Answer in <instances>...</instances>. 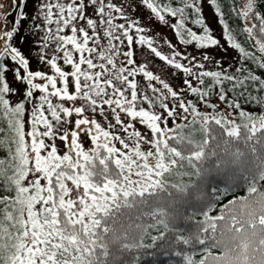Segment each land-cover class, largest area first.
I'll return each instance as SVG.
<instances>
[{
  "label": "snow or ice",
  "instance_id": "6c2138e0",
  "mask_svg": "<svg viewBox=\"0 0 264 264\" xmlns=\"http://www.w3.org/2000/svg\"><path fill=\"white\" fill-rule=\"evenodd\" d=\"M0 264H264V0L0 2Z\"/></svg>",
  "mask_w": 264,
  "mask_h": 264
},
{
  "label": "trees",
  "instance_id": "16d2710c",
  "mask_svg": "<svg viewBox=\"0 0 264 264\" xmlns=\"http://www.w3.org/2000/svg\"><path fill=\"white\" fill-rule=\"evenodd\" d=\"M205 15L207 16V15H209L210 17H211V11L210 10H208V9H206L205 10ZM213 26V29H214V31H219V26L218 25H212ZM229 51H231V50H229ZM227 54V53H226ZM235 53L233 52V55H234ZM229 58V59H228ZM231 59V57L227 54V60H230ZM232 194H234V195H237V196H240V195H243V191L242 190H240V191H237V190H234V192L232 193ZM227 198H230V196L229 197H225V199H227ZM216 211V209H214L213 210V212H215Z\"/></svg>",
  "mask_w": 264,
  "mask_h": 264
},
{
  "label": "rangeland",
  "instance_id": "374dc122",
  "mask_svg": "<svg viewBox=\"0 0 264 264\" xmlns=\"http://www.w3.org/2000/svg\"><path fill=\"white\" fill-rule=\"evenodd\" d=\"M0 2H5V0H0ZM206 17H207L209 20H211V17H210L209 15H207ZM162 35H168V32L165 31V33H162ZM222 58L225 59V60H227V54L224 53V54L222 55ZM228 59H229V58H228ZM152 63H153V64H156V65L158 66L159 61H152Z\"/></svg>",
  "mask_w": 264,
  "mask_h": 264
}]
</instances>
